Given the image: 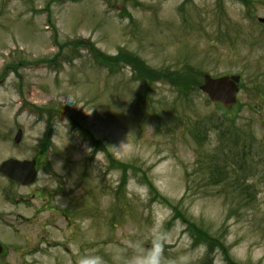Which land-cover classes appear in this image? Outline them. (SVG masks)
I'll return each mask as SVG.
<instances>
[{
    "label": "rangeland",
    "instance_id": "obj_1",
    "mask_svg": "<svg viewBox=\"0 0 264 264\" xmlns=\"http://www.w3.org/2000/svg\"><path fill=\"white\" fill-rule=\"evenodd\" d=\"M264 0H0V264L154 251L160 264H264ZM81 40H87L82 42ZM124 52L194 73L184 94ZM204 74H239L213 103ZM21 129L19 143L14 137Z\"/></svg>",
    "mask_w": 264,
    "mask_h": 264
},
{
    "label": "water",
    "instance_id": "obj_2",
    "mask_svg": "<svg viewBox=\"0 0 264 264\" xmlns=\"http://www.w3.org/2000/svg\"><path fill=\"white\" fill-rule=\"evenodd\" d=\"M264 23V18H259ZM241 76L239 74L225 75L221 77H212L204 74L203 83L200 90L209 96L213 103L230 108L237 103V94L239 93V83ZM22 130L18 129L15 135V142L19 143L22 138ZM0 172L12 181L21 185H29L36 181L38 171L36 169V160H19L10 158L0 165ZM3 247L0 244V252Z\"/></svg>",
    "mask_w": 264,
    "mask_h": 264
},
{
    "label": "trees",
    "instance_id": "obj_3",
    "mask_svg": "<svg viewBox=\"0 0 264 264\" xmlns=\"http://www.w3.org/2000/svg\"><path fill=\"white\" fill-rule=\"evenodd\" d=\"M82 42H86L87 40H81ZM87 49L90 50L94 57L97 60L102 61L103 65L110 67V70H121L120 61L130 63L135 69L134 72L138 73V79L143 80L145 82L154 81V79H163L167 80L169 83L175 85L178 89L181 90L185 95L188 94L189 90H193L194 87H191L195 84L194 81V73L191 71H186L180 74H176L173 72H161L158 70H154L148 68L145 63L139 59L137 56L128 54V53H118L117 55L110 57L105 56L104 54H100L92 44H88Z\"/></svg>",
    "mask_w": 264,
    "mask_h": 264
},
{
    "label": "clouds",
    "instance_id": "obj_4",
    "mask_svg": "<svg viewBox=\"0 0 264 264\" xmlns=\"http://www.w3.org/2000/svg\"><path fill=\"white\" fill-rule=\"evenodd\" d=\"M133 254L128 257L113 256V264H160V258L154 251H137L133 245ZM77 264H106L104 258L93 250L84 249L78 253Z\"/></svg>",
    "mask_w": 264,
    "mask_h": 264
}]
</instances>
